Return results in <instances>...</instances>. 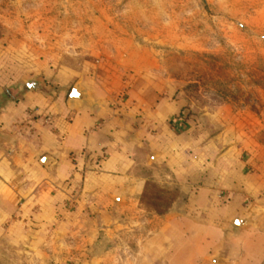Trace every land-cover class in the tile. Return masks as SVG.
<instances>
[{
	"label": "crops",
	"instance_id": "0c3cea01",
	"mask_svg": "<svg viewBox=\"0 0 264 264\" xmlns=\"http://www.w3.org/2000/svg\"><path fill=\"white\" fill-rule=\"evenodd\" d=\"M77 83L94 106L68 102ZM262 128L246 110L193 112L146 44L3 50L0 251L52 264H264Z\"/></svg>",
	"mask_w": 264,
	"mask_h": 264
},
{
	"label": "rangeland",
	"instance_id": "374dc122",
	"mask_svg": "<svg viewBox=\"0 0 264 264\" xmlns=\"http://www.w3.org/2000/svg\"><path fill=\"white\" fill-rule=\"evenodd\" d=\"M132 43L156 52L193 112H251L264 141V0H0V55L99 54ZM0 264L52 258L0 251Z\"/></svg>",
	"mask_w": 264,
	"mask_h": 264
},
{
	"label": "water",
	"instance_id": "95a60500",
	"mask_svg": "<svg viewBox=\"0 0 264 264\" xmlns=\"http://www.w3.org/2000/svg\"><path fill=\"white\" fill-rule=\"evenodd\" d=\"M30 88H36V83L29 84ZM41 89V87L39 88ZM68 102L75 105H83L88 104L94 106L95 102L92 99L91 95L84 91L79 83H77L71 90ZM189 113L188 110L184 111V115L186 116ZM49 157H45L43 163H47L49 161Z\"/></svg>",
	"mask_w": 264,
	"mask_h": 264
},
{
	"label": "built area",
	"instance_id": "2783aa9c",
	"mask_svg": "<svg viewBox=\"0 0 264 264\" xmlns=\"http://www.w3.org/2000/svg\"><path fill=\"white\" fill-rule=\"evenodd\" d=\"M172 126H173L174 130H176V131H179L180 129L183 128V124L181 123L180 119L173 120Z\"/></svg>",
	"mask_w": 264,
	"mask_h": 264
}]
</instances>
